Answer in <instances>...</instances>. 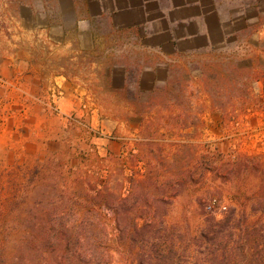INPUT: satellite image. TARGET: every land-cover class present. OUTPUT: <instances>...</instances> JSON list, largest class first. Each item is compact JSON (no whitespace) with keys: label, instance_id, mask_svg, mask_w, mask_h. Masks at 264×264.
I'll use <instances>...</instances> for the list:
<instances>
[{"label":"rangeland","instance_id":"1","mask_svg":"<svg viewBox=\"0 0 264 264\" xmlns=\"http://www.w3.org/2000/svg\"><path fill=\"white\" fill-rule=\"evenodd\" d=\"M252 42L259 77L264 27ZM27 52L26 45H0V264L33 248L26 242L35 237L60 231L54 222L95 220L86 210L98 192L107 187L110 199L127 197L132 177L143 180L133 197L151 223L134 231L131 211L121 239L114 222L91 230L96 238L108 234L110 264H264V78L252 87L228 81L239 48L176 62L159 89H136L130 63L125 83L118 73L111 89L105 63L96 70L88 58L59 60L53 50L42 61V47L35 64L52 77L28 80ZM59 70L66 89L53 76ZM213 199L220 207L209 212ZM232 211L256 225L247 240L235 237L243 247L199 238L207 220ZM94 245L100 249L99 239Z\"/></svg>","mask_w":264,"mask_h":264},{"label":"crops","instance_id":"2","mask_svg":"<svg viewBox=\"0 0 264 264\" xmlns=\"http://www.w3.org/2000/svg\"><path fill=\"white\" fill-rule=\"evenodd\" d=\"M263 5L264 0H0V45L27 46L28 80L52 77L35 64L40 57L33 52L42 47V61L53 50L59 60L66 54L88 58L96 70L105 63L111 89L118 73L125 83L131 64L136 89H159L176 62L239 48L246 36L252 42L264 27ZM60 70L53 76L66 89L68 76Z\"/></svg>","mask_w":264,"mask_h":264},{"label":"trees","instance_id":"3","mask_svg":"<svg viewBox=\"0 0 264 264\" xmlns=\"http://www.w3.org/2000/svg\"><path fill=\"white\" fill-rule=\"evenodd\" d=\"M253 48L254 45L250 41V36L243 38L239 46L240 57L237 61L235 75L233 77L230 73L231 77L226 76L228 77V81L233 83L234 81L240 82L243 87H252L255 81L264 78V73L259 77L255 73L256 62L252 57ZM253 110V108L247 105L244 108V111L247 113L253 112ZM158 176L160 175L157 173L156 177ZM130 183L132 188L129 192L130 196L128 195L127 197L110 199L112 194L107 187L98 192L94 202L86 210V213H95V220L84 217L78 223L54 222L52 228L58 225L60 231L51 236L35 237L33 242H26L27 246L30 245L31 247L32 244L33 248L24 249L21 247L22 249H18L13 261H2L1 264H110L107 246L108 234L104 233L100 235L99 233V237L96 238L94 232H91V230L95 229L102 232V230H106V226L109 223L114 222L115 230L119 233L118 238L121 239L128 232V227L124 225L128 219L123 217V215L131 211L135 213V218L132 220L134 231H142L145 227H149L151 223V221H144L142 217L146 206L133 197L136 194L135 191L139 189V185L143 183V180H136L132 177L130 178ZM161 193V198H163L165 193ZM155 202H152L149 206V211L153 212L156 210ZM234 212H230L221 220H207L205 227L199 234V238L205 240L212 247L227 248L230 244L243 247L239 241L236 242V239L247 240L251 236L252 231L255 230L256 225L255 223H248L243 214H238L237 216ZM137 221L144 222L139 226L137 225ZM159 224L161 225V222ZM59 235L61 236L59 237ZM96 239L100 241V249L98 250L92 248L96 246L94 245L96 244ZM55 245L60 247L57 248ZM142 256L144 255L142 254ZM143 262L144 260H140L139 264H150L149 262Z\"/></svg>","mask_w":264,"mask_h":264},{"label":"built area","instance_id":"4","mask_svg":"<svg viewBox=\"0 0 264 264\" xmlns=\"http://www.w3.org/2000/svg\"><path fill=\"white\" fill-rule=\"evenodd\" d=\"M217 206L220 207L219 202L216 199H213L210 201V203H208L207 210L209 212H212V211H214L215 207H217ZM221 209H225V207L222 206Z\"/></svg>","mask_w":264,"mask_h":264}]
</instances>
